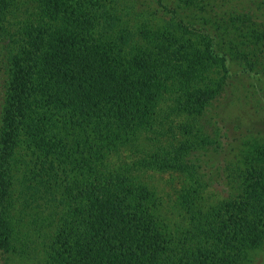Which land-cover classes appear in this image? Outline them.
Segmentation results:
<instances>
[{"label":"trees","instance_id":"16d2710c","mask_svg":"<svg viewBox=\"0 0 264 264\" xmlns=\"http://www.w3.org/2000/svg\"><path fill=\"white\" fill-rule=\"evenodd\" d=\"M156 2L146 1L142 11L163 23L134 33L104 0H32L26 9L0 0L3 259L15 255L18 197L52 231L40 264H248L263 244L264 143L256 132L214 122L209 133L205 125L186 124L177 146L124 160L156 125L170 92L179 93L172 110L198 121L231 82L232 61L264 89V60L255 58L264 50V23L249 25L241 47L226 49L218 40L199 49L186 39L195 28ZM245 16L252 21L247 13L237 17ZM214 62L223 76L205 83ZM241 138L247 148L226 165ZM217 154L224 156L219 172L229 193L219 206H204ZM139 169L192 178L179 197L185 223H168L157 192L133 174Z\"/></svg>","mask_w":264,"mask_h":264},{"label":"rangeland","instance_id":"374dc122","mask_svg":"<svg viewBox=\"0 0 264 264\" xmlns=\"http://www.w3.org/2000/svg\"><path fill=\"white\" fill-rule=\"evenodd\" d=\"M32 0H17L20 9H26ZM107 6L113 8L114 12L122 19L123 25L129 24L128 28L133 29L134 33L146 28L148 24L160 25L163 22L153 18L149 13L142 11L143 5L150 4L151 7L158 5L156 0H104ZM163 3L187 23L193 26L197 34L189 35V43L199 49H204L209 42H217L224 48L241 47L240 35L248 32L249 25L264 23V0H204L186 4L180 0H163ZM249 15L238 19L237 16ZM143 14V15H141ZM143 16V18H139ZM158 19V18H157ZM245 21V22H244ZM241 23L239 26L238 23ZM134 24V25H133ZM133 25V26H132ZM243 27L245 30L243 31ZM210 36V37H209ZM213 39V41L211 40ZM239 39V40H238ZM209 45V44H208ZM259 60L263 61L264 50L257 51ZM231 82L221 92L219 99L213 104L206 115V119L191 121L186 116H181L180 112L172 110L174 99L179 95L176 91L167 94L159 104V116L156 125L151 131L143 132L138 146L125 151L127 162L137 160L148 151H154L157 147L167 148L177 146L185 138L186 124H202L210 133V124L223 122L229 126L243 131L252 130V136L264 143V89L260 84H256L254 77L248 74L241 63L230 62ZM256 69L255 71H258ZM223 76L220 67L208 66V70L203 74L204 82L219 80ZM264 79V78H263ZM196 84V83H194ZM202 82L199 80V85ZM5 93L4 75L0 76V115L2 101ZM230 127V126H229ZM248 139L241 138L233 143L225 156L224 163L234 160L245 150ZM224 156L215 155L211 159L217 162L216 173L214 175L213 186L207 188L202 194V204L204 206H219L227 200L228 188L224 175L219 172V164ZM137 180L157 192L161 203V213L167 218L168 223L180 226L185 223L186 211L180 204V195L192 184V178L181 172L158 170V169H139L133 173ZM23 197H18L15 205L16 218V242L15 255L10 260H5L0 254V264H40L44 247L48 246L52 231L41 224L40 213H37L31 205H22ZM39 257V259H38ZM248 264H264V241L263 244L249 255Z\"/></svg>","mask_w":264,"mask_h":264}]
</instances>
